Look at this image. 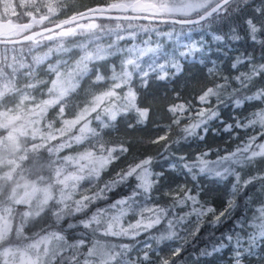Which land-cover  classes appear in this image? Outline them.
Returning <instances> with one entry per match:
<instances>
[{"label": "snow or ice", "instance_id": "1", "mask_svg": "<svg viewBox=\"0 0 264 264\" xmlns=\"http://www.w3.org/2000/svg\"><path fill=\"white\" fill-rule=\"evenodd\" d=\"M253 5L255 0H106L103 5L67 14L73 7L70 0H0V264H177L205 218L211 216L208 222L213 226L220 224L239 207L240 197L252 214L237 219L234 227L239 231L225 237L235 242L233 264H242L245 254H252L264 243V169L258 167L264 161V107L225 126V132L252 129L254 134L224 155L209 159L213 151L209 149L189 158L171 151L174 145L195 138L204 140L201 133L210 131L209 122L219 118L218 108L226 102L237 109L248 102L264 103V63H257L251 54L235 58L231 64L235 75L220 74L215 64L209 68L211 79L201 85L194 98L201 106L194 107L192 100L170 104L171 122L164 126L162 135L147 141L165 142L163 151L176 161L169 168L192 181L205 176L210 181L233 178L222 210L201 199L203 189L194 190L187 184L165 193L172 201L167 206L152 203L151 194L164 173L152 171L154 157L150 155L134 159L114 178L100 184L102 174L130 151L124 142L111 145L105 141L104 130L133 110L137 125L149 119V108L137 105L134 77L146 86L151 75L158 80L177 75L182 70L180 58L202 50L197 41L180 43L185 29L191 33L213 24L223 26L248 8L251 14L243 19L247 35L264 48V39H257L264 34V0ZM100 18L118 23L106 28L96 22ZM157 23L179 25L180 31L173 27L160 33ZM137 30L157 32L169 40L175 37L176 43L171 50L162 43L153 45L151 39L121 47V41L136 40ZM230 31V39L241 38L235 27ZM78 36L84 39L67 46L70 38ZM104 36L113 37L111 43H100ZM213 39L222 41L225 36L213 34ZM46 45L45 51H38ZM73 48L81 52L73 62L57 59L48 63L54 54L69 53ZM116 56L122 57L120 70L112 65L107 77L97 70L92 81V86H108L99 91L90 87L83 103L76 104L74 114L66 118L69 101L92 71L90 65ZM260 59L264 61V54ZM46 63L49 76L41 78L39 72ZM243 65H247L246 70L239 71ZM213 100L215 106L209 107ZM57 108L56 116L48 120L50 110ZM174 127L179 134L173 139ZM74 147L83 150L73 152ZM250 170L251 174L245 175ZM132 177L137 182L129 195L96 207L108 199L107 193ZM249 188L255 189V195H249ZM178 207L189 211L179 213ZM129 215L135 220L125 226ZM77 216L83 218L64 227L65 221ZM192 217L195 227L189 230L185 225L192 223ZM37 223L43 226L29 235L27 229ZM161 224L164 228L149 237L156 246L145 242L135 260L130 257L132 245L113 242V238L135 239ZM78 226L85 231L70 239L67 233ZM172 243L177 246L170 247ZM223 247L226 245L221 242L201 255L211 256Z\"/></svg>", "mask_w": 264, "mask_h": 264}, {"label": "trees", "instance_id": "2", "mask_svg": "<svg viewBox=\"0 0 264 264\" xmlns=\"http://www.w3.org/2000/svg\"><path fill=\"white\" fill-rule=\"evenodd\" d=\"M73 7L70 9L69 13L73 10H83L87 7H93L96 5H103L106 0H70ZM260 0H255V5L258 6ZM251 14V8L245 9L240 13L238 18L234 20H229L225 25L221 26L219 24H213L211 27H205L202 30L195 32H187L184 30V36L181 37L180 43L187 44L191 41H197L202 44V50L192 53L187 58H180V63L182 65V70L177 75H170L168 79L158 80L156 75H151L148 80V84L143 85L139 77H134L133 88L137 91V105L140 108H149V119L144 123L137 125L136 121L138 116L133 110L127 114L121 115L117 118V122L110 129L104 130V140L111 145H118L121 142L125 143V146L130 148V151L123 154L120 160L116 161L109 169L102 174V180L100 184L114 178L115 173L125 168L128 163L133 162L134 159L138 160L145 156L154 157L151 169L153 172H163L164 178L160 180L159 184L153 190L151 194L152 203L160 204L161 206H167L172 201L170 197L165 195L166 192L176 189L178 185L187 184L189 188L194 190L199 187L203 189L201 199L206 200L217 208V211L223 209L226 203V193L231 187V182L233 178H228L225 181H215L208 177H198L197 181H192L190 176H185L177 170L169 168V164L176 162L174 157H169L167 152L163 151V145L165 142L160 144L147 143L157 136L162 135L164 132V126L169 124L172 119V114L168 112V106L173 103L185 102L192 100L194 107H200L201 105L194 99L195 96L199 94V89L202 84H205L211 79L208 75V69L212 68L215 64L217 71L222 75H235L236 71L231 69V64L235 58L242 53L251 54L256 57L257 63H264L260 59L261 55L264 54V48L259 43H253L246 32V27L243 24V19L247 18ZM23 22V21H21ZM101 25L106 26V28H114L118 21L110 20L107 18H100L96 21ZM146 22L147 21H137L135 23ZM127 25V22H122ZM161 24V23H157ZM164 24V23H162ZM165 32L173 30L175 27L176 31H180L179 25L166 24ZM235 27L236 33L241 38L239 40H232L230 37L233 33L230 28ZM165 29V28H164ZM213 34L223 35L225 39L222 41H217L213 39ZM108 36H104L102 39H107ZM113 37H110L112 39ZM84 37L70 38L67 42V46L78 43L82 41ZM257 39H264V34L258 35ZM176 43V38L173 37L171 40L164 43L166 49L171 50ZM46 47L40 48L38 51L43 52ZM183 51V49H179ZM73 53H81L79 49L73 48L69 53L64 54H54L53 57L48 61V63H55L57 59H65L71 62V57ZM35 54V53H33ZM119 56L110 57L105 61L94 62L90 65L92 71L90 74L82 81L81 88L78 93L73 95L69 101L71 107L67 109L66 116H72L73 110L76 104H80L82 100L85 99L87 89L92 86V81L95 78L97 70L101 74L106 76V63L111 62L113 59L117 60ZM112 59V60H111ZM47 63L43 65L40 69L39 75L41 78H47L49 74L46 72ZM247 65L239 67V71H245ZM173 69H169L171 73ZM254 90V89H253ZM39 89L37 90V94ZM177 93L179 94V100L176 99ZM215 106V100L212 101V105ZM264 107V103L259 102H248L242 108L232 107L230 102H226L224 105L219 106L218 111L220 113L219 118L213 119L209 122L208 127L210 131L207 133H201L204 135V140H199L195 138L187 143H182L181 145H174L171 151L176 153V156L187 155L189 158L193 157L197 152L208 151L212 149L209 153V159H215L216 155H224L225 151H232L241 140L245 139L246 136L254 134L252 129H234L231 132H225L224 128L227 124H234L236 118L243 119L248 115L249 112L255 110L256 108ZM55 110H50L48 115V120H52L56 116ZM188 121H184L187 123ZM132 124L134 127L132 129L128 128V125ZM94 127L97 125L94 123ZM215 130V131H213ZM259 128L257 127L256 131ZM178 129L173 128L171 138H175L178 135ZM239 136V139H237ZM82 148L74 147L71 151H81ZM63 154H69L65 152ZM165 157H168L165 159ZM258 167L264 169V161L258 163ZM251 174V170L246 172L245 175ZM155 178V177H153ZM134 177L129 178V180L122 185L117 186L112 192L107 193L108 199L106 201H100L96 204V207H104L106 204L112 203L116 199L123 196H127L131 193L132 188L136 184ZM85 188L88 187L87 184L84 185ZM249 195H255V189H248ZM239 207L231 213L229 218L222 220L218 225L213 226L210 221L211 216L205 218V223L201 226L199 233L195 238H190V242L185 246V250L180 256L177 264H233V256L235 251V242H229L225 237L228 234L235 235L239 229L235 228V222L243 215L251 216V211L245 209L244 198H238ZM178 211H187L188 208H177ZM95 211V207L92 208ZM91 214L90 212L88 213ZM82 216H77L73 220L65 221L64 227L67 223H75ZM192 223L185 225L189 230L195 227V221L193 217L191 218ZM47 223V221H45ZM43 224L37 223L32 227L27 229L29 235L37 231ZM164 224L157 226L152 232L141 233V235L135 239L131 238H113L115 243H128L133 246V250L130 252L131 259L135 260L138 254L141 253L140 244H142L146 239L156 232L162 230ZM85 229L83 226H78L75 229L69 230L67 233L70 239L79 238V234L83 233ZM223 242L226 247L221 248L218 252L213 253L211 256L201 255V252L211 251L214 245H219ZM153 247L156 246V242L151 243ZM177 246L176 243L170 244V247ZM167 252V248H165ZM242 264H264V243L258 244L253 250L252 254H245L242 257Z\"/></svg>", "mask_w": 264, "mask_h": 264}, {"label": "rangeland", "instance_id": "3", "mask_svg": "<svg viewBox=\"0 0 264 264\" xmlns=\"http://www.w3.org/2000/svg\"><path fill=\"white\" fill-rule=\"evenodd\" d=\"M72 1H73V0H72ZM61 18H62V17H61ZM138 24H146V22H140V23H138ZM126 26H127V25H125V27H126ZM166 26H169V25L162 24V23H161V24H156V25H155V27L157 28V31L160 32V33H165L166 30H170V28H166ZM164 28H165V29H164ZM121 34L123 35L124 33H121ZM148 39H151V42H152L153 45H155L156 43H162V44H164V43H166V41L169 40L168 37H166V36H160V35L157 34V32H148V33H145V32H142V31L137 30V38H136L135 41H133V40H131V39H126L125 41H121V42H120V46H121V47H127V46L131 45L133 42L139 44V43H141V41H143V40H148ZM100 43H103V44L111 43V39H110V37H108L107 39H102V40L100 41ZM80 54H81V53H79V54H77V53H73V55H72L70 61L73 62L75 59H77V58L79 57ZM121 58H122V57L119 56V58H117V60H114V59L112 60V59H111V60H112L111 62L106 63V77L109 76V75L111 74V66H112V65H116L117 70H120V60H121ZM71 62H70V63H71ZM107 86H108L107 83H101V84H99V85L90 86V87L93 88V90H95V91H99V90H101V89H103V88H106ZM90 87H89L87 90H89ZM125 90H126V89H125ZM85 98H86V97H85ZM84 100H85V99H84ZM84 100H82L80 104H82ZM75 110H76V109L73 110V114H74ZM57 112H58V111H57ZM66 112H67V111H66ZM73 114H72V115H73ZM70 117H71V116H66V118H70ZM56 126L58 127V126H59V123H57ZM77 198H78V197H77ZM176 211L179 212V213H183V212H187V211H189V208H188L187 211H178V209H176ZM134 220H135V216H133V215H129V217H127L126 220H125V222H124V223H125V226H126L127 223H129V222H134ZM193 220L195 221V217H193ZM158 233H159V231L156 232L155 234H153L152 236L157 235ZM145 242L151 244V243L155 242V240H152V239H146L142 244H140V248H141V249L144 248V243H145Z\"/></svg>", "mask_w": 264, "mask_h": 264}]
</instances>
